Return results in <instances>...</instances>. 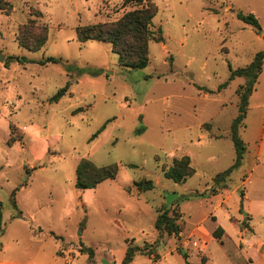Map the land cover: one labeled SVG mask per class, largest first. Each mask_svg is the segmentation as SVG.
<instances>
[{
    "label": "rangeland",
    "instance_id": "rangeland-1",
    "mask_svg": "<svg viewBox=\"0 0 264 264\" xmlns=\"http://www.w3.org/2000/svg\"><path fill=\"white\" fill-rule=\"evenodd\" d=\"M6 1L12 10L0 11V264H122L127 240L156 249L155 264H264V66L239 130L247 144L243 163L225 188L213 184L236 158L231 124L246 79L218 88L230 65L246 67L264 49V0H152L164 41L150 43L149 64L140 70L120 65L110 43L77 36L78 26L117 21L137 6ZM238 11L253 13L261 31L240 21ZM35 19L48 25L49 38L32 52L16 35ZM10 57L61 61L6 65ZM69 66L102 74L69 73ZM68 81L69 94L51 103ZM11 137L18 140L9 143ZM185 155L195 174L182 184L165 178L163 168ZM82 159L118 165L117 178L78 190ZM142 179L155 188L137 192L133 184ZM193 193L205 196L183 200ZM165 209L180 213L178 236L155 229ZM218 226L225 231L220 240L213 237ZM130 264L154 263L137 255Z\"/></svg>",
    "mask_w": 264,
    "mask_h": 264
},
{
    "label": "trees",
    "instance_id": "trees-1",
    "mask_svg": "<svg viewBox=\"0 0 264 264\" xmlns=\"http://www.w3.org/2000/svg\"><path fill=\"white\" fill-rule=\"evenodd\" d=\"M124 5L137 6L136 9L126 12L119 20L114 22H105L97 24H89L86 26L77 27L78 40L82 43L87 41H101L110 43L113 48V52L118 55L120 65L140 70L145 69L149 64V45L151 42H163L161 28H155L154 18L157 15V6L152 0H124ZM12 5L6 0H0V11L3 14H10ZM37 17L41 16L40 12L34 14ZM236 17L243 23L261 31V25L259 19L253 14H245L242 11L236 13ZM49 38V27L46 24L40 23L38 20H30L28 23L21 26L16 35V39L19 45L32 52L41 50L47 43ZM17 57H10L9 61H16ZM20 63H38L40 65H46L48 63H59L61 60L56 58H47L38 62L28 60L26 58H19ZM264 66V49L258 52L253 61L246 67L234 69L230 65V77L227 81L222 83L218 91L226 89L232 81L236 78H245L246 83L239 87V106L238 115L231 124V140L235 147L236 158L234 164L222 173L217 174L213 179V184L219 188H225L231 174L239 168L247 151V144L242 140L239 135L240 127L244 125V120L249 108L250 98L255 91L258 79L263 71ZM77 71L78 75L91 74L92 76H98L101 73L100 70H88L77 69L72 66L67 68L69 73ZM72 85L71 81H68L66 85L61 88L55 95L50 98L51 103L59 102L63 97L69 94V89ZM81 108H78L74 113L82 112ZM109 120L108 122H110ZM105 129V125L99 130ZM143 133V130H138L136 135L139 136ZM99 132L95 133L92 140L98 136ZM18 139L11 137L9 143H14ZM195 169L192 166V160L189 156H182L181 158H174L173 164L167 168H163L165 178L172 180L175 183H185L190 177L195 174ZM119 173V167L116 164H110L107 166H97L88 159H82L76 168V188L80 191L95 189L99 184L107 180H114ZM27 186V184L22 185ZM133 187L137 192H147L155 188V184L150 179H142L136 181ZM17 190V189H16ZM16 190L12 193V203L14 208L17 207L15 199ZM127 192L132 193V189L127 188ZM212 194L216 195L217 190L214 188ZM191 196H205V193L198 194L193 193L182 196L183 200L189 199ZM243 208L241 207V211ZM15 218H22V212ZM3 223V209L0 203V228ZM155 229L160 233H166L169 236H178L182 232L180 224V213L174 209L172 211L165 209L158 215L155 221ZM225 233L221 226L213 232L215 239H221ZM125 257L122 264H130L134 261L137 255H146L152 258L153 263H157L160 260L159 255H155L156 249L149 247L132 246L129 240ZM88 251L90 257L94 256V250L92 248H85ZM178 252L184 256L187 263L188 254L183 251L181 247L178 248ZM188 264V263H187ZM240 264V263H232Z\"/></svg>",
    "mask_w": 264,
    "mask_h": 264
},
{
    "label": "crops",
    "instance_id": "crops-1",
    "mask_svg": "<svg viewBox=\"0 0 264 264\" xmlns=\"http://www.w3.org/2000/svg\"><path fill=\"white\" fill-rule=\"evenodd\" d=\"M231 264V263H230Z\"/></svg>",
    "mask_w": 264,
    "mask_h": 264
}]
</instances>
